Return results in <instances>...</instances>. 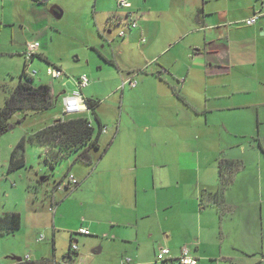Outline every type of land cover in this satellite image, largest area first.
<instances>
[{"label": "crops", "instance_id": "obj_1", "mask_svg": "<svg viewBox=\"0 0 264 264\" xmlns=\"http://www.w3.org/2000/svg\"><path fill=\"white\" fill-rule=\"evenodd\" d=\"M128 1L132 8L144 9L142 0ZM188 1L177 8L170 6L175 4L174 0L149 3L151 6L141 10L139 17L136 14L139 35L132 32L136 28L129 27L131 32H125L124 38L130 36L125 49L134 59L128 65V73L125 76L122 73L121 83L107 96L112 116L104 110L96 111V119L92 120L96 124L99 120L106 127L98 139L100 150L92 154L91 148L90 161L81 159L88 166L86 170L74 173L79 184L73 190L81 206L89 202L96 206V217L68 226L70 219L61 209L62 201H57L55 213L49 210L53 215L54 238L58 220L73 242L80 235L95 234L91 247L97 245L93 248L96 253L105 251L104 240L109 238L113 243L104 258L109 261L112 253L121 251L111 264H123L126 254L133 255L135 262L154 261L161 246L169 247L174 257L187 246L198 264L199 255L224 254L225 244L221 241L227 234L225 229L217 237L220 247L210 241L211 233L216 230L217 221L222 230L228 219L234 221L238 217L239 196L228 198L226 190L244 165L239 154L225 151L224 134L231 133V128L254 127L256 130L244 133L243 137L254 146L258 143L264 151L259 130L260 123H264V15L253 25L243 21L255 12L264 11V0L252 1L247 10L237 14L230 9L231 0H225L226 8L208 7V0L205 5L200 0ZM48 10L51 14L61 12L57 7ZM115 11L118 13L113 14L112 24L130 26L127 10L118 7ZM137 36L140 46L134 43ZM39 54L44 55L41 50ZM132 76L137 85L122 87L123 81ZM69 84L72 90L74 80L73 86ZM53 93L56 95L55 90ZM242 111L249 115L242 114L240 118ZM216 127L218 133L211 135ZM201 139L206 141L205 145L195 144ZM209 141L217 142L218 146L213 152L203 153L202 150L209 149ZM10 161L8 172L21 169V166L11 168ZM182 161L191 164L187 168ZM30 180L36 184L33 178ZM30 187L38 192L39 186ZM41 192V199L44 198L39 200L41 208L27 214L33 226L41 220L45 200L50 205L53 196L49 188ZM263 194L260 193L259 199L261 208ZM242 203L245 224L252 228L253 202L244 198ZM32 206L35 208L33 203ZM13 211L0 215L3 218L0 233L14 232L22 225V211ZM13 214L17 215L15 220L7 218ZM81 227L88 228L91 234L77 233ZM100 234L106 235L99 237ZM117 241L120 244L114 243ZM77 251L80 257V247ZM68 253L69 250L63 254L64 259L71 257ZM19 258L14 256L7 264H19L16 262ZM70 259L73 261L75 257Z\"/></svg>", "mask_w": 264, "mask_h": 264}, {"label": "rangeland", "instance_id": "obj_2", "mask_svg": "<svg viewBox=\"0 0 264 264\" xmlns=\"http://www.w3.org/2000/svg\"><path fill=\"white\" fill-rule=\"evenodd\" d=\"M160 1L142 0L144 9L141 10L145 11L146 7L151 6L149 3L156 4ZM170 1L173 2V0ZM185 1L174 0L175 4L170 6L181 7ZM206 1L200 0L203 5ZM252 1L254 0H231L229 2L230 9L236 14L240 13L247 10ZM46 4L48 7L42 6L43 4L38 0H0V109L6 104L7 99L21 80L26 61L24 51L30 39H36L43 45L40 50L44 54L36 56L32 62H28L27 71L33 77L31 82L34 85L48 84L57 95L55 105L48 110H27V114L25 111H17L12 114L10 120L13 122V128L0 134V215L6 212H15L13 210H21L23 214L22 225L18 230L0 233V264H7L14 256L25 257L28 254L32 257L29 261L30 264L43 260L48 261L46 264H54L55 260L60 262L65 258L63 254L68 252L73 240H70V233L60 226L59 220L54 238L53 215L48 208L52 205V198L50 205H48L49 201L45 200L44 213L40 216L41 220H38L34 226L27 214L36 213L38 211L36 209L41 208L39 200L44 201V198L41 199L43 193H39L40 190L47 188L53 190L56 181L64 179L67 172L76 173L86 170L88 166L82 164L83 161L77 159L76 155L63 158L53 165L42 153L44 146L35 142L32 136L41 128L50 125L57 117L63 116V98L72 88L69 82L73 86V80L81 75H86L90 79L89 85L84 89V95L95 97L101 101L96 111L100 113L104 110L112 116L111 100L107 96L116 89L117 84L121 83L122 73L124 76L128 73V65L134 59L132 58L133 54H129L125 49L126 40L130 36L124 38L118 34L122 29L125 32L128 31L130 26L122 25L121 27L110 21L113 14L118 13L115 11L118 10L116 0H47ZM207 4L208 7L211 5L220 8L227 7L225 0H208ZM50 7L59 8L63 12L61 17L51 14L48 10ZM132 9L134 18L138 20L137 16H140L141 10L138 11L135 6ZM109 30H113L112 33ZM130 32L128 31V34ZM132 32L139 35L137 28ZM134 43L136 46H140L138 36L134 37ZM49 66H60L64 75L53 79L47 73ZM27 80V76H24V81ZM66 83L68 85H64ZM242 114L243 111L240 112V118ZM243 115L248 116L249 113L246 112ZM86 116L95 121L93 113L88 112ZM17 120L20 122L17 123ZM218 130L219 127L213 128L211 135L218 133ZM253 130L256 129L245 126L231 128V133L226 131L224 134L225 151L229 149L232 154H239L238 156H241L244 162V165L242 164L239 171L235 173L232 184L226 190L228 198L239 196L236 200V204L239 203L238 217L234 221L228 219L223 224L222 230L219 229L218 221L216 222V230L215 228L214 231L212 230L210 241L217 243L220 247L217 237L225 229L227 234L221 241L223 245L225 244L224 254L199 255V264H264V203L262 208L259 203L260 193H264V151L261 150L258 143L254 146L253 142L243 137L244 133H250ZM259 130L260 138L263 139L261 146L264 150V123H260ZM207 137L206 135L205 138ZM22 138L25 139L21 150V154L25 157V164L21 166V169L8 172L7 167L12 149ZM205 142L201 139L196 140L195 144L205 145ZM208 143L209 149L202 150L203 153L213 152V148L218 146L217 142L214 144L209 141ZM230 146L232 147L229 148ZM99 150V148H93L90 153L93 154ZM209 157H213V155H209ZM185 164L188 168L191 163L182 161V166ZM202 166L206 167L204 164ZM191 167L193 168V164ZM37 174H39L38 178H36ZM194 175L196 178L195 172ZM44 177L46 179L40 181V178ZM30 178H33L36 184H31ZM30 185L39 186L38 192L35 187L31 188ZM74 190L66 188L65 191L55 192L57 201H62L61 209L68 214L70 219L67 223L68 226L92 219L97 214L96 206L93 203L89 202L87 205L81 206V200ZM244 198H250L254 205L255 225L252 228L245 224V218H243L244 204L242 202ZM41 236L44 238L39 240ZM95 238V234L80 235L76 238L74 242L79 245L81 255L78 257V251L75 252L73 262L78 264V260L80 261L82 258L86 264H111L112 259L120 257L121 251L112 253L113 256L109 261L104 258V255L109 252V246L113 243L109 238L104 240L106 246L104 252H94L93 248L97 245L91 247V244ZM114 243L120 244L119 241ZM124 258L134 259V256L126 254ZM174 264L179 263L175 261Z\"/></svg>", "mask_w": 264, "mask_h": 264}, {"label": "trees", "instance_id": "obj_3", "mask_svg": "<svg viewBox=\"0 0 264 264\" xmlns=\"http://www.w3.org/2000/svg\"><path fill=\"white\" fill-rule=\"evenodd\" d=\"M38 1L41 3L47 2V0ZM36 56H40V54L38 53L34 55V58ZM27 68L28 62L25 61L20 82L16 86L12 95L7 99L6 104L0 109V134L13 128L14 125L10 119L15 112L25 111V114H27V110H48L53 107L57 101V95L53 93V89L50 85H34L31 82L33 77L28 74ZM24 76H27V81H24ZM86 100L96 119V108L99 101L95 98H86ZM16 122L18 123L20 120H17ZM104 128L105 126H103L99 120H97V124L93 123V121L85 115L77 114L60 116L50 125L35 132L32 139L41 146L48 148L45 155L53 164L74 154H77V159L90 161L89 150L91 148H98V139ZM24 143L25 139L22 138L12 149L10 161L11 168H18L24 165V159L21 156V150ZM16 216L17 215L14 214L7 215V218L15 220ZM2 219L3 218L0 217V230ZM68 254L72 256L71 245ZM46 263H48V261L43 260L33 264Z\"/></svg>", "mask_w": 264, "mask_h": 264}, {"label": "built area", "instance_id": "obj_4", "mask_svg": "<svg viewBox=\"0 0 264 264\" xmlns=\"http://www.w3.org/2000/svg\"><path fill=\"white\" fill-rule=\"evenodd\" d=\"M117 4L118 7L127 10L126 16L129 19L130 27L136 28L139 25V23L138 20L134 18L132 3L128 0H118ZM263 15H264V11L255 12L252 16L245 18L243 21L247 25H253L257 22L258 18ZM118 34L124 36L125 31L121 30ZM40 49H41V43L38 40L36 39L30 40L27 43L24 51V56L26 58V61L29 63L32 62L34 55L38 54ZM47 73L53 79H58L64 75V71L60 67H56V66L48 67ZM28 74L31 75L29 72ZM74 82H75V87L69 93H67L63 98V116L77 115V114L86 116V113L83 112H87V113L91 112V108L87 104V100L83 94V90L89 85L90 79L86 75H81L80 77L76 78ZM137 83H138L137 80L134 78V76H132L123 81L122 87L126 84L130 85V87H135ZM103 131H106V127L103 129ZM47 151L48 148L45 147L44 154L47 153ZM78 184H79V179L75 176L74 173H70V172L65 176L64 179L57 182L53 188L54 193L52 197V205L49 207V210L53 213L56 212L58 205L55 196L56 191H65L66 188H70V187H71L70 189H73ZM77 233L86 234V235L91 234L90 230L86 227H81ZM43 238L44 236H41L39 240ZM78 249H79V245L73 242V244L71 245L72 256ZM31 259H32L31 255L28 254L25 257H21L17 259L16 262L19 264H24L31 261ZM175 261H178L179 264H198V259L192 255L190 249L187 246H184L182 248L181 254L178 257H174L169 247L161 246L156 254V258L154 259V261L135 262L133 261L132 258H126L124 259L123 264H159L165 262L172 263ZM54 264H74V262L70 258H67V259H63L61 262L55 260ZM78 264H85V262L80 261Z\"/></svg>", "mask_w": 264, "mask_h": 264}, {"label": "water", "instance_id": "obj_5", "mask_svg": "<svg viewBox=\"0 0 264 264\" xmlns=\"http://www.w3.org/2000/svg\"><path fill=\"white\" fill-rule=\"evenodd\" d=\"M55 15L57 16V17H61V15H62V11L61 12H57V13H55Z\"/></svg>", "mask_w": 264, "mask_h": 264}]
</instances>
